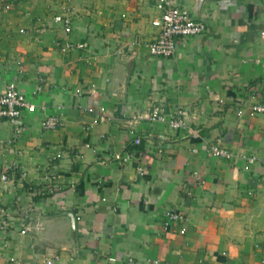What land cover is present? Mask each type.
Instances as JSON below:
<instances>
[{"label": "crops", "instance_id": "obj_1", "mask_svg": "<svg viewBox=\"0 0 264 264\" xmlns=\"http://www.w3.org/2000/svg\"><path fill=\"white\" fill-rule=\"evenodd\" d=\"M165 1L206 27L154 56ZM8 81L35 110L16 137L0 119V264H264V113L250 108L264 103V0H0V92ZM153 108H182L186 127L149 121ZM215 142L232 158L207 157ZM166 211L186 215L184 234Z\"/></svg>", "mask_w": 264, "mask_h": 264}, {"label": "built area", "instance_id": "obj_2", "mask_svg": "<svg viewBox=\"0 0 264 264\" xmlns=\"http://www.w3.org/2000/svg\"><path fill=\"white\" fill-rule=\"evenodd\" d=\"M166 7L162 11L161 15L154 18L151 21L152 26L158 29V35L156 38L148 44V50L151 55L168 57L174 54L177 48V42L180 39H189L194 36L201 34L206 27L203 20H197L192 17L190 11L183 7L175 4H171L165 1ZM5 8H9L6 5ZM55 22H61L62 16L56 15L54 17ZM71 28L70 23L67 24L66 29ZM83 48L82 43H65L62 50H69L71 48ZM78 91V90H76ZM253 112L264 113V103H254L250 106ZM35 105L30 96L19 90L15 83L8 81L6 83L5 89L0 92V119L9 121L15 130L16 135L22 130L20 121L26 113L34 112ZM239 114L242 113L241 110L238 111ZM145 117L151 122H160L166 124L171 129H183L186 127V116L182 108H174L165 112L163 109L153 108L145 115ZM61 124L59 116L56 114L48 115L41 121V128L43 130H52L57 128ZM132 144L139 145L141 143V138L132 132ZM14 139V138H13ZM13 139L8 140L6 143L9 144ZM138 153V152H137ZM140 154V153H138ZM205 155L209 158H223L230 159L233 153L230 149L222 146L220 143H208L205 146ZM58 154L56 157H59ZM129 154L124 157L121 155H116L117 159L127 160ZM244 161V167L246 169L251 168V165L257 162V157L254 155H241ZM137 171L143 174L145 167L142 158H137ZM26 173H23L22 180L25 179ZM0 179L2 181H7L8 177L6 173L0 174ZM43 180L51 183L54 180V176L50 174H44ZM27 190L34 195L39 197L45 196L48 192H52L53 188L50 184L43 186H36L32 183L27 185ZM165 224H177L179 225V233H185V227L183 224L186 223L187 217L185 214L179 211H166L164 213ZM182 224V226L180 225ZM22 228L20 233L24 234L26 231L30 230L28 225L24 224V218L21 222ZM36 228H40V224H36ZM10 217L0 213V230L7 233L11 228ZM150 259H148L149 261ZM116 258L112 255H108L103 264H113ZM48 263H50L48 261ZM122 264H142L134 256H127ZM196 264H206L204 260L199 259Z\"/></svg>", "mask_w": 264, "mask_h": 264}]
</instances>
